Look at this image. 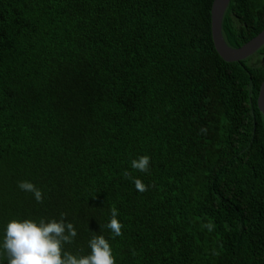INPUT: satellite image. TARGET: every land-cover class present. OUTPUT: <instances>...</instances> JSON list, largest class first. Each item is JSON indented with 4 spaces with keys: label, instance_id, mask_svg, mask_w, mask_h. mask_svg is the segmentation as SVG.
<instances>
[{
    "label": "trees",
    "instance_id": "16d2710c",
    "mask_svg": "<svg viewBox=\"0 0 264 264\" xmlns=\"http://www.w3.org/2000/svg\"><path fill=\"white\" fill-rule=\"evenodd\" d=\"M212 2L0 0V238L67 213L76 255L103 234L116 264H264V44L224 60ZM263 28L264 0L229 1L230 46Z\"/></svg>",
    "mask_w": 264,
    "mask_h": 264
},
{
    "label": "clouds",
    "instance_id": "9594fccd",
    "mask_svg": "<svg viewBox=\"0 0 264 264\" xmlns=\"http://www.w3.org/2000/svg\"><path fill=\"white\" fill-rule=\"evenodd\" d=\"M150 156L141 155L131 161V167L140 172L149 171ZM126 176L131 173L126 172ZM138 191H147L141 179L133 178ZM21 191L30 192L38 203H42L44 194L33 182H18ZM67 213H61L60 219L31 217L13 218L3 229L0 238V264H116L113 248L103 234H95L89 240L90 252L76 255L65 250L64 245L72 243L77 236V228L66 221ZM110 230L112 238L121 236L123 224L119 219V210L111 209L107 224L101 226ZM211 229L212 225H207ZM6 258V259H5Z\"/></svg>",
    "mask_w": 264,
    "mask_h": 264
},
{
    "label": "water",
    "instance_id": "95a60500",
    "mask_svg": "<svg viewBox=\"0 0 264 264\" xmlns=\"http://www.w3.org/2000/svg\"><path fill=\"white\" fill-rule=\"evenodd\" d=\"M230 0H213L211 5V35L218 54L227 61L244 59L264 44V28L238 47L230 46L222 34V19ZM257 106L264 116V80L259 86Z\"/></svg>",
    "mask_w": 264,
    "mask_h": 264
}]
</instances>
